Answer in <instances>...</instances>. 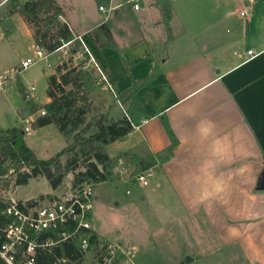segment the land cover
I'll return each instance as SVG.
<instances>
[{
	"label": "crops",
	"instance_id": "0c3cea01",
	"mask_svg": "<svg viewBox=\"0 0 264 264\" xmlns=\"http://www.w3.org/2000/svg\"><path fill=\"white\" fill-rule=\"evenodd\" d=\"M120 1L56 0L63 22L81 37L117 93L113 110L108 90L95 85L88 94L91 105L108 121L126 117L133 125L128 136L106 148L108 156L119 168L148 171L157 189H171L194 229L202 220L223 244L249 254L251 264H264V191L258 190L264 174V0H213L204 16L183 20L177 13L193 14L200 4L167 0L170 39L156 0H139L137 11ZM85 5L91 13L85 14ZM100 5L112 9L108 18ZM102 24L114 48L91 40L89 33ZM80 56L86 64L81 47L72 54L74 61ZM27 121H21L29 127L20 129L25 135L34 131V120ZM165 122L178 144L160 162L158 155L170 146ZM48 126L36 130L42 138ZM92 231L99 242L129 253Z\"/></svg>",
	"mask_w": 264,
	"mask_h": 264
},
{
	"label": "rangeland",
	"instance_id": "374dc122",
	"mask_svg": "<svg viewBox=\"0 0 264 264\" xmlns=\"http://www.w3.org/2000/svg\"><path fill=\"white\" fill-rule=\"evenodd\" d=\"M212 1L195 0V4H200L195 9L196 12L193 14L179 12L177 16L180 20L188 15L198 19L205 15L204 12ZM118 2L121 1L115 0L114 4ZM122 4V8H129L126 2L123 1ZM226 6L232 7L229 2ZM5 7L6 5L0 7V12ZM89 12H92V7L87 8L85 5V14ZM20 18L17 14L4 19L0 18L2 19L0 21V75L9 72L12 76L7 84L0 88V130L5 132L24 130L26 127V124L17 118V110L24 105L23 93L19 91L18 84L22 85L24 93L28 88L34 87L31 93L32 99L35 103L44 105L47 77L48 75L59 77L63 70L59 72L57 68L66 60L59 54H55L48 60L49 67L39 62L17 74L20 61L34 57L31 40L26 36ZM60 21L63 22V17ZM28 28L33 35L37 27L30 24ZM77 47L79 49L80 46ZM80 60H82L81 56L77 61L73 60L71 66H81ZM93 78H95L94 73ZM98 87L101 86L96 85V89ZM100 96L107 99L105 93H101ZM108 96L113 110L117 109L116 98L109 91ZM38 116H41L39 112L28 115L26 118L35 120ZM97 116L98 111L93 107L91 115L87 118ZM36 130L27 132L25 138L26 142L35 148L38 159L48 160L54 157L71 142L59 134L55 125L48 126L44 131V138ZM67 158V155H62L58 161L63 166ZM10 164L15 173L21 172L23 166L19 163ZM119 169V166L113 165L111 180L95 185L91 224L93 230H98L104 239L119 243L126 252H129L127 256L123 255L120 258L119 264H184V258L187 256H191L192 261L185 264H251L247 257L249 254L241 250L237 251L238 247L235 245L223 244L208 224L202 226L200 223L202 220L199 222L201 228L194 229L192 226L195 222L185 212L184 206L173 195V191L157 189L155 187L157 179L154 176L148 178L149 186L147 187H141L132 181L138 173L149 176L148 171L127 170L122 181L123 177L119 175ZM79 171L83 169L79 168L75 172ZM11 178L7 179L3 186L0 185V198H5L10 193L16 200L23 202L38 201L40 197H43L40 201L58 198L68 190L72 182V175H69L64 178L57 190H52L47 180L41 176L29 180L26 186L15 184L17 176ZM141 196L144 199H141ZM106 244L109 243L100 242L98 250ZM97 254L98 251L84 253L80 264H95ZM118 256L121 257V254L119 253Z\"/></svg>",
	"mask_w": 264,
	"mask_h": 264
},
{
	"label": "trees",
	"instance_id": "16d2710c",
	"mask_svg": "<svg viewBox=\"0 0 264 264\" xmlns=\"http://www.w3.org/2000/svg\"><path fill=\"white\" fill-rule=\"evenodd\" d=\"M97 1L109 2V0ZM156 4L162 10L163 22L168 39H170L171 7L167 0H156ZM16 14L27 26L32 24L37 27L32 35L34 46L48 53L59 48L63 42L74 38L68 25L60 21L63 17V9L56 0H11L0 12V18L4 19ZM89 36L97 47H115L106 24L93 29ZM73 46L71 54L77 52L78 42L73 41ZM72 62V56L63 61L62 65L57 68L59 72L63 70L59 77L48 75L46 98L49 102L44 105L35 103L33 99L25 101L24 88L18 84L19 91L23 93L24 105L17 110V118L24 121L28 115L43 110L45 114L38 116L31 123V129L36 130L55 125L59 134L71 142L54 157L41 160L27 146L22 130L16 129L12 132L0 130V176L7 173L6 163L11 161H21L29 169V172L17 175L15 182L17 186H26L29 180L39 176L47 180L52 190H57L64 178L69 175H72L73 187L83 182L97 185L110 181L113 160L108 156L106 148L133 131V125L126 117L116 122L106 120L105 116L87 118L92 112L88 94L95 87V83L88 70L80 65L73 67ZM119 97L122 100L124 96L120 94ZM164 128L170 140V146L158 155L160 162L168 160L173 148L178 144L166 122ZM62 155L68 156L63 166L58 161ZM79 168L83 171L75 172ZM42 199L43 197H40V200ZM5 207L4 202H0V235L1 229L11 223V218L3 213ZM87 235L89 236V251L97 252L100 246L97 234L94 231H88ZM46 238L58 240L57 232H48L41 236V240ZM83 257L84 253L80 249V244L75 239H71L57 243L48 251L38 250L37 264H59L57 260L61 259L67 260L65 264H80ZM120 258L122 256L113 264H119ZM0 264L5 263L0 259Z\"/></svg>",
	"mask_w": 264,
	"mask_h": 264
},
{
	"label": "built area",
	"instance_id": "2783aa9c",
	"mask_svg": "<svg viewBox=\"0 0 264 264\" xmlns=\"http://www.w3.org/2000/svg\"><path fill=\"white\" fill-rule=\"evenodd\" d=\"M11 0H1L0 7L6 5ZM134 11L139 9V0H127ZM98 11L104 13L108 18L112 9L105 5H100ZM248 16L247 12L240 14ZM73 41H77L87 55L86 64L81 65L83 69L92 70L95 74L94 83L97 86L105 87L113 97L117 98V93L113 89L109 80L101 69L95 58L87 49L83 40L79 36H75L73 40L63 42L62 45L52 52H46L40 47H33L34 57L26 58L20 61L17 74L27 68L43 62L46 67H49V58L55 54H59L63 59L72 56L71 46ZM248 55L252 51L247 52ZM9 72H4L0 75V88L7 84L11 79ZM34 87L26 90L25 99H32L31 93ZM43 116L45 112L39 111ZM27 124L29 123L25 119ZM31 124V123H30ZM26 127L25 131H28ZM19 163L23 166L21 172H16L10 163ZM7 173L0 176V185L3 186L7 179L16 177L18 174L29 172V169L21 161H11L6 163ZM119 174L124 176L127 174V169L121 167ZM132 181L141 187L149 186L148 176L143 173L136 174ZM95 185L91 182H83L73 187L72 184L63 195L58 198L47 201H33V203L16 200L12 194H8L5 198H0V202L6 205L3 213L11 218V223L1 229L0 235V259L5 264H37V251H48L52 246L59 242L75 239L80 244V249L83 253L89 251V236L88 231H92L93 218V199ZM48 232H57L58 240L46 238L41 240V236ZM119 253L123 256L118 245L109 243L102 246L98 250L95 264H113L118 259ZM59 264L67 263V260H57Z\"/></svg>",
	"mask_w": 264,
	"mask_h": 264
},
{
	"label": "water",
	"instance_id": "95a60500",
	"mask_svg": "<svg viewBox=\"0 0 264 264\" xmlns=\"http://www.w3.org/2000/svg\"><path fill=\"white\" fill-rule=\"evenodd\" d=\"M258 190H259V191H264V174H263V176H262V180H261V182H260V184H259ZM190 257H191V256H187V257L184 258V264H185V263H189V262L192 261V258H190Z\"/></svg>",
	"mask_w": 264,
	"mask_h": 264
}]
</instances>
